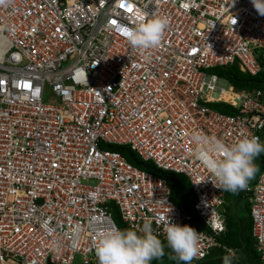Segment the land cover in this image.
<instances>
[{
    "label": "built area",
    "instance_id": "built-area-1",
    "mask_svg": "<svg viewBox=\"0 0 264 264\" xmlns=\"http://www.w3.org/2000/svg\"><path fill=\"white\" fill-rule=\"evenodd\" d=\"M142 14L169 19L158 48L134 49L123 36ZM260 59L264 16L251 0H12L0 7V264H99L97 232L118 228L111 206L140 235L150 221L166 246L163 219L197 230L204 255L191 264L213 247L236 258L237 249L217 240L226 230L224 190L192 155V136L264 142V91L238 89L210 72L237 63L256 75ZM107 143L184 174L199 221L170 200L164 178ZM242 191L264 264V169Z\"/></svg>",
    "mask_w": 264,
    "mask_h": 264
},
{
    "label": "clouds",
    "instance_id": "clouds-1",
    "mask_svg": "<svg viewBox=\"0 0 264 264\" xmlns=\"http://www.w3.org/2000/svg\"><path fill=\"white\" fill-rule=\"evenodd\" d=\"M12 0H0V7H6ZM256 12L264 16V0H251ZM169 26L166 16L139 17L134 27L126 28L123 36L134 48L141 51L158 48ZM195 145L192 155L214 176L215 186L229 192H237L247 187L248 181L257 171L255 158L264 152V144L258 137L241 136L231 144L219 138L196 132L192 136ZM163 233L167 246L175 257L185 264L194 258H202L197 230L163 219ZM138 235L132 229L116 227L97 232L95 255L99 264H150L163 254L162 242L154 234L151 222H145ZM223 264H231L232 254L223 258Z\"/></svg>",
    "mask_w": 264,
    "mask_h": 264
},
{
    "label": "trees",
    "instance_id": "trees-1",
    "mask_svg": "<svg viewBox=\"0 0 264 264\" xmlns=\"http://www.w3.org/2000/svg\"><path fill=\"white\" fill-rule=\"evenodd\" d=\"M262 69L256 75L242 72L237 63L226 66L212 67L210 72L226 79L238 89L260 88L264 91V59H260ZM208 105L215 110L227 114L236 113V109L224 102H209ZM261 144H264L261 143ZM105 148L116 150L135 167L153 173L165 179L170 187V200L180 208H184L192 214L196 221L199 216L193 210L192 203L194 195L189 180L184 174L160 169L151 160L142 159L141 156L128 145L102 144ZM257 166V174L264 169V152L260 153L254 160ZM255 175V177L257 176ZM255 177L248 182H253ZM113 218L119 229H130L120 218L117 208L111 206ZM224 216L226 230L217 236L218 242L225 246L237 249L238 256L232 258L231 264H261L260 254L254 246V238L251 233V217L249 203L242 190L237 192L224 191ZM203 226V225H201ZM133 230V229H132ZM138 234V233H137ZM140 235V234H138ZM163 254L158 259H153L150 264H185L175 257L170 248L162 243ZM223 249L213 247L209 254L197 264H221Z\"/></svg>",
    "mask_w": 264,
    "mask_h": 264
},
{
    "label": "rangeland",
    "instance_id": "rangeland-1",
    "mask_svg": "<svg viewBox=\"0 0 264 264\" xmlns=\"http://www.w3.org/2000/svg\"><path fill=\"white\" fill-rule=\"evenodd\" d=\"M221 85H223V86L226 85V86H227V83L223 81V82H221ZM257 172H258V171H256V173L254 174V176H253L251 179H253V178L255 177V175L257 174ZM251 179H250V180H251ZM113 213H114L113 215L116 214L115 211H113Z\"/></svg>",
    "mask_w": 264,
    "mask_h": 264
}]
</instances>
